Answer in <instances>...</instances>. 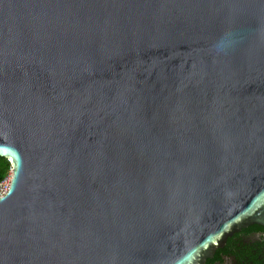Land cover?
Segmentation results:
<instances>
[{"label": "water", "instance_id": "water-1", "mask_svg": "<svg viewBox=\"0 0 264 264\" xmlns=\"http://www.w3.org/2000/svg\"><path fill=\"white\" fill-rule=\"evenodd\" d=\"M0 264H204L264 225V0H0Z\"/></svg>", "mask_w": 264, "mask_h": 264}, {"label": "flooded vegetation", "instance_id": "flooded-vegetation-1", "mask_svg": "<svg viewBox=\"0 0 264 264\" xmlns=\"http://www.w3.org/2000/svg\"><path fill=\"white\" fill-rule=\"evenodd\" d=\"M204 264H264V225L253 223L234 231Z\"/></svg>", "mask_w": 264, "mask_h": 264}, {"label": "trees", "instance_id": "trees-1", "mask_svg": "<svg viewBox=\"0 0 264 264\" xmlns=\"http://www.w3.org/2000/svg\"><path fill=\"white\" fill-rule=\"evenodd\" d=\"M10 169L11 163L8 158L0 156V180L7 176Z\"/></svg>", "mask_w": 264, "mask_h": 264}, {"label": "built area", "instance_id": "built-area-1", "mask_svg": "<svg viewBox=\"0 0 264 264\" xmlns=\"http://www.w3.org/2000/svg\"><path fill=\"white\" fill-rule=\"evenodd\" d=\"M11 176H12V169H11V174L8 177L5 176L2 180H0V196H4L8 192L11 182Z\"/></svg>", "mask_w": 264, "mask_h": 264}, {"label": "rangeland", "instance_id": "rangeland-1", "mask_svg": "<svg viewBox=\"0 0 264 264\" xmlns=\"http://www.w3.org/2000/svg\"><path fill=\"white\" fill-rule=\"evenodd\" d=\"M11 174V169L9 170L8 174H7V177Z\"/></svg>", "mask_w": 264, "mask_h": 264}]
</instances>
